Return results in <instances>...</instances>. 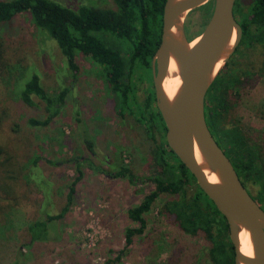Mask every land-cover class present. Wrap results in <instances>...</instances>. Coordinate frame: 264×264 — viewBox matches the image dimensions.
Returning <instances> with one entry per match:
<instances>
[{
	"label": "rangeland",
	"instance_id": "rangeland-1",
	"mask_svg": "<svg viewBox=\"0 0 264 264\" xmlns=\"http://www.w3.org/2000/svg\"><path fill=\"white\" fill-rule=\"evenodd\" d=\"M51 1L75 11L80 6L117 10L113 0ZM252 2L239 0L237 12H246ZM204 7L183 19L191 40L206 24ZM0 38L6 48V67L0 73V111L7 112L0 126V264H207L204 242L180 230L163 211L165 202L178 198L169 194L158 196L144 215L143 234L133 236L132 245L125 249V231L139 227L127 212L155 189L152 179L160 168L150 145L137 135L133 118H121L114 111V97L99 68L76 55L78 70L72 72L57 42L40 32L28 14H19L0 27ZM263 61V46L243 45L228 70L254 73ZM33 74L39 76L50 97L68 89L62 108L47 127L27 124L29 118L44 119L43 103L32 97L35 106L30 107L19 97ZM134 81L136 99L141 103L151 90L149 81L140 71ZM228 98V107L215 106L216 128L238 126L240 135L249 138L248 145L261 147L258 158L264 162V73L242 78L239 90ZM84 130L95 139L94 154L82 142ZM158 137L162 141V134ZM223 146L238 164L253 161V157L230 151L225 140ZM38 156L42 159L33 164ZM72 159L76 160L67 162ZM84 160L105 173L93 171L87 163L77 171L76 164ZM122 165L142 181L133 185L127 179L115 178ZM79 172L68 212L51 224L48 240L30 243L28 226L61 211L68 185ZM246 187L256 196L253 182H246Z\"/></svg>",
	"mask_w": 264,
	"mask_h": 264
},
{
	"label": "trees",
	"instance_id": "trees-1",
	"mask_svg": "<svg viewBox=\"0 0 264 264\" xmlns=\"http://www.w3.org/2000/svg\"><path fill=\"white\" fill-rule=\"evenodd\" d=\"M113 1L117 7L116 11L90 6H80L75 11L51 0H0V27L12 22L19 14H28L40 32L46 33L57 42L60 53L72 72L76 73L78 70L75 62L76 55L91 61L99 68L107 89L114 97L113 108L116 114L121 118L125 115L131 116L137 135L150 145L153 159L160 169L157 176L152 179L155 189L127 212L128 218L138 223L139 227L125 231V249L132 245L133 236L143 234L146 228L144 215L150 211L158 196L169 194L178 198L165 202L163 211L172 218L180 230L204 242L207 250L205 262L233 264L234 252L226 221L198 187L193 175L168 147L165 140V124L156 107L152 82V59L160 43L162 15L166 0ZM238 2L239 0H235L233 15L241 28L242 36L238 47L226 63V68L215 77V106H229L228 97L232 95V92L239 90L242 78L264 73V61L254 73L248 69L241 73L228 70L232 58L243 45L254 48L256 45L264 47V0H253L248 10L241 14L237 12ZM204 6L208 21L213 2ZM188 40L191 39L188 38ZM5 54V44L0 38V73L6 67ZM138 71L144 73L151 88L141 103L137 101L135 95L134 78ZM67 92L68 89H64L56 96L50 97L41 87L39 76L31 75L20 91V100L27 106L34 107L32 97L37 98L43 103L46 114L41 120L27 119V124L31 127H47L58 115ZM6 117L7 112L1 110L0 126ZM77 122L81 120L77 119ZM239 132L241 131L236 125L224 128L222 133L225 143L230 145V151L234 150L253 157V161L238 164L237 158L230 154L226 155L242 184L245 186L246 182H253L256 185V196L253 198L264 210V162L258 158L261 156V147L252 143L248 145L249 138L247 139L245 135L244 137L242 133L240 135ZM158 134H162V141L158 140ZM81 139L86 149L94 154L95 139L87 136L85 130ZM40 159H42L40 156L36 157L33 164H37ZM9 160L5 159V162ZM87 162L86 160L78 162L77 171L81 164ZM49 163L54 164L52 161ZM87 164L93 171L105 173L91 163ZM114 177L127 179L133 185L142 181L124 165L119 166ZM1 179L0 173V181ZM79 180L80 172L79 176L68 185L66 202L59 213L46 215L45 219H38L28 226L30 243L49 239L51 224L63 219L68 212ZM122 254V251L119 252L115 262H118ZM171 256H174V252Z\"/></svg>",
	"mask_w": 264,
	"mask_h": 264
},
{
	"label": "water",
	"instance_id": "water-1",
	"mask_svg": "<svg viewBox=\"0 0 264 264\" xmlns=\"http://www.w3.org/2000/svg\"><path fill=\"white\" fill-rule=\"evenodd\" d=\"M210 2L212 13L204 29L188 40L183 25L185 15ZM234 3L235 0H166L160 43L152 59V82L156 107L166 128V143L224 217L234 252L233 264H264V210L242 185L208 130L204 115L205 94L241 40L242 31L233 15ZM171 59L177 64L181 83L169 99L162 84ZM241 230L249 234L251 256L240 252Z\"/></svg>",
	"mask_w": 264,
	"mask_h": 264
},
{
	"label": "bare ground",
	"instance_id": "bare-ground-1",
	"mask_svg": "<svg viewBox=\"0 0 264 264\" xmlns=\"http://www.w3.org/2000/svg\"><path fill=\"white\" fill-rule=\"evenodd\" d=\"M180 79L178 76L177 64L173 59L170 60L166 78L163 81L162 87L167 98L172 99L180 86ZM195 158L200 163V156L197 149H195ZM214 178V177H212ZM240 252L245 256L252 255V246L249 234L245 230H241L238 236Z\"/></svg>",
	"mask_w": 264,
	"mask_h": 264
},
{
	"label": "flooded vegetation",
	"instance_id": "flooded-vegetation-1",
	"mask_svg": "<svg viewBox=\"0 0 264 264\" xmlns=\"http://www.w3.org/2000/svg\"><path fill=\"white\" fill-rule=\"evenodd\" d=\"M225 68H226V65H225V67H223V70ZM214 82H215V78L213 79L210 87L208 88V90H207V92L205 94V99H204L205 122H206L207 128L210 131L213 139L215 140V142L218 144V146L222 149V151L226 155L227 152H226L225 147L223 146V144H224V136L222 134V130L220 128H216L217 125L215 124L216 122H215V84H214ZM244 188L246 189L248 194L253 198L250 190L246 187V185L244 186Z\"/></svg>",
	"mask_w": 264,
	"mask_h": 264
}]
</instances>
